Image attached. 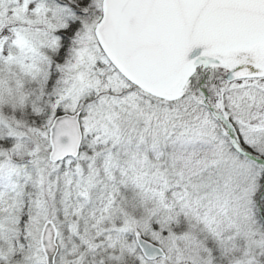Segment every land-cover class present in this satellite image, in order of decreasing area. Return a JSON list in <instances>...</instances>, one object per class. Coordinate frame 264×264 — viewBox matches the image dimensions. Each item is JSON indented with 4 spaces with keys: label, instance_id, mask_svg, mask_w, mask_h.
Segmentation results:
<instances>
[{
    "label": "snow or ice",
    "instance_id": "1",
    "mask_svg": "<svg viewBox=\"0 0 264 264\" xmlns=\"http://www.w3.org/2000/svg\"><path fill=\"white\" fill-rule=\"evenodd\" d=\"M0 264H264V0H0Z\"/></svg>",
    "mask_w": 264,
    "mask_h": 264
}]
</instances>
